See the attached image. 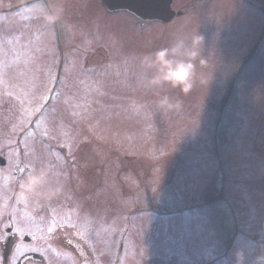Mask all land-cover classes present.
I'll list each match as a JSON object with an SVG mask.
<instances>
[{
  "label": "rangeland",
  "instance_id": "rangeland-1",
  "mask_svg": "<svg viewBox=\"0 0 264 264\" xmlns=\"http://www.w3.org/2000/svg\"><path fill=\"white\" fill-rule=\"evenodd\" d=\"M46 2L84 54L56 51ZM100 2L0 0V264L6 244L23 264H264V0H172L166 25ZM176 36L201 37L191 90L146 87L141 57ZM42 166L60 191L19 204Z\"/></svg>",
  "mask_w": 264,
  "mask_h": 264
},
{
  "label": "clouds",
  "instance_id": "clouds-1",
  "mask_svg": "<svg viewBox=\"0 0 264 264\" xmlns=\"http://www.w3.org/2000/svg\"><path fill=\"white\" fill-rule=\"evenodd\" d=\"M201 37L193 36L191 44L182 37H173L165 47L146 53L141 65L150 75L144 78L145 86L152 89L191 90L195 78V61L200 56ZM161 109L179 108L181 101L164 94L157 101ZM60 191L56 177L47 166L33 167L19 182L17 202L27 206L35 198L50 197Z\"/></svg>",
  "mask_w": 264,
  "mask_h": 264
},
{
  "label": "flooded vegetation",
  "instance_id": "flooded-vegetation-1",
  "mask_svg": "<svg viewBox=\"0 0 264 264\" xmlns=\"http://www.w3.org/2000/svg\"><path fill=\"white\" fill-rule=\"evenodd\" d=\"M101 1V0H100ZM200 1V0H198ZM259 0H243L244 3H254V2H258ZM42 3H43V0H42ZM49 2H46L45 3V6H46V15L49 17V22H50V26H51V30H52V37H53V42L55 44V49L58 53H62L65 55V51H66V54H74L75 52L82 55L84 54L85 52L82 51V49H79L77 48V51H75V48H72L70 46H72L71 44L69 45L64 36L62 35V33L60 32L59 30V19H60V13L58 12V10L56 9V7L51 3L52 6H48ZM101 4V2H100ZM102 6V5H101ZM47 9H48V12H47ZM103 9V8H102ZM24 11V9H23ZM61 17L63 18V15L61 14ZM60 41V42H63L64 45L63 46H58L57 45V42ZM84 64V63H83ZM57 65H61V66H64L65 65V62H62L60 64H57ZM85 65V64H84ZM88 67V66H86ZM64 147V146H63ZM10 229H7L6 232L9 234L10 233ZM14 239V238H13ZM11 240V243H12V238L10 239L9 237L6 239V243L10 242ZM29 242L25 241V244H28ZM77 248L74 246V245H71V244H66L68 250H71L73 251L72 254L73 256H78L80 257L81 259L84 258V257H89L88 259H91L93 258L94 254L96 253L94 248L89 245V247L85 248L83 245L80 246V244H77ZM10 244H6L4 247L5 248H8V254H6V252L4 251V256H3V263L4 264H20L19 262L22 260V264L24 263V260H23V257L22 255L18 257V259H15L13 256H14V252L16 250V247L18 246L17 244L13 246H10ZM81 251V252H79ZM76 258V257H75ZM33 260L35 261L36 260V257L35 258H28V260Z\"/></svg>",
  "mask_w": 264,
  "mask_h": 264
},
{
  "label": "water",
  "instance_id": "water-1",
  "mask_svg": "<svg viewBox=\"0 0 264 264\" xmlns=\"http://www.w3.org/2000/svg\"><path fill=\"white\" fill-rule=\"evenodd\" d=\"M172 0H102L108 11H126L141 21L166 24L174 17L170 9ZM3 165V160H0Z\"/></svg>",
  "mask_w": 264,
  "mask_h": 264
},
{
  "label": "bare ground",
  "instance_id": "bare-ground-1",
  "mask_svg": "<svg viewBox=\"0 0 264 264\" xmlns=\"http://www.w3.org/2000/svg\"><path fill=\"white\" fill-rule=\"evenodd\" d=\"M41 42H43V39H41ZM45 147H46V146H45ZM41 150L44 151V152H45L46 150H47V151L49 150V151L52 152V155H54L53 153H55V152H53L52 150H50L49 148H46V149L41 148ZM54 156H55V155H54Z\"/></svg>",
  "mask_w": 264,
  "mask_h": 264
}]
</instances>
